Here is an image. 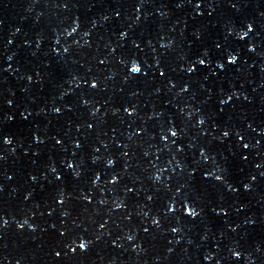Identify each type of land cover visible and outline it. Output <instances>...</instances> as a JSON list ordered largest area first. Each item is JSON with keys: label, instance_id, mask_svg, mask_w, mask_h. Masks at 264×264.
<instances>
[{"label": "water", "instance_id": "obj_1", "mask_svg": "<svg viewBox=\"0 0 264 264\" xmlns=\"http://www.w3.org/2000/svg\"><path fill=\"white\" fill-rule=\"evenodd\" d=\"M0 33L123 69L264 146V0H0Z\"/></svg>", "mask_w": 264, "mask_h": 264}, {"label": "snow or ice", "instance_id": "obj_2", "mask_svg": "<svg viewBox=\"0 0 264 264\" xmlns=\"http://www.w3.org/2000/svg\"><path fill=\"white\" fill-rule=\"evenodd\" d=\"M232 60L230 59V62H231ZM201 63H203V61H201ZM137 71H138V69H137ZM173 135H175V133H173ZM217 179H220V177H217ZM81 247H83V245H81Z\"/></svg>", "mask_w": 264, "mask_h": 264}, {"label": "clouds", "instance_id": "obj_3", "mask_svg": "<svg viewBox=\"0 0 264 264\" xmlns=\"http://www.w3.org/2000/svg\"><path fill=\"white\" fill-rule=\"evenodd\" d=\"M6 142H9V141H6Z\"/></svg>", "mask_w": 264, "mask_h": 264}]
</instances>
